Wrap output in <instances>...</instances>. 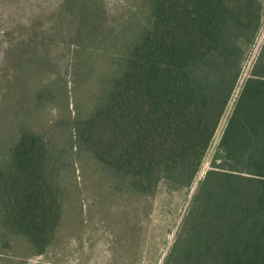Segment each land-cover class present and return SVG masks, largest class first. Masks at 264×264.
Masks as SVG:
<instances>
[{"label": "trees", "instance_id": "16d2710c", "mask_svg": "<svg viewBox=\"0 0 264 264\" xmlns=\"http://www.w3.org/2000/svg\"><path fill=\"white\" fill-rule=\"evenodd\" d=\"M143 1L145 26L68 136L40 122L44 87L26 96L0 162V264L47 252L69 217L123 220L135 240L159 193L190 195L163 264H264L263 0Z\"/></svg>", "mask_w": 264, "mask_h": 264}, {"label": "rangeland", "instance_id": "374dc122", "mask_svg": "<svg viewBox=\"0 0 264 264\" xmlns=\"http://www.w3.org/2000/svg\"><path fill=\"white\" fill-rule=\"evenodd\" d=\"M143 4V0H0V162L7 157L11 126L37 86L45 88L40 122L57 123L61 137L68 136L64 120L94 105L119 57L145 26ZM263 39L264 28L252 59ZM11 40L13 59L7 57ZM32 53L43 60L34 62ZM11 70L23 73L16 84L11 83ZM224 121L197 182L210 169ZM189 199L184 193H159L150 220L141 216L135 240L123 220L107 230L98 221L85 228L67 217L47 252L19 264H163ZM117 216L124 213L119 210Z\"/></svg>", "mask_w": 264, "mask_h": 264}]
</instances>
